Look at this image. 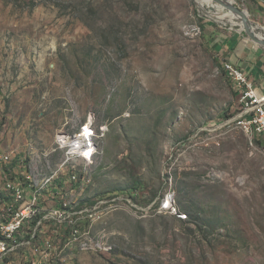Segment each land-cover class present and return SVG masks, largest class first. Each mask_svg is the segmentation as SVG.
Returning <instances> with one entry per match:
<instances>
[{"label":"rangeland","instance_id":"rangeland-1","mask_svg":"<svg viewBox=\"0 0 264 264\" xmlns=\"http://www.w3.org/2000/svg\"><path fill=\"white\" fill-rule=\"evenodd\" d=\"M234 1L264 28L258 0ZM201 13L194 0H0L2 176L28 169L40 198L61 187L50 205L69 197L72 215L51 221L74 237L43 240H95L52 264H264V148L240 124L220 46L191 31L212 22ZM89 114L99 138L71 154L62 142L92 133ZM75 166L90 170L81 185Z\"/></svg>","mask_w":264,"mask_h":264},{"label":"built area","instance_id":"built-area-1","mask_svg":"<svg viewBox=\"0 0 264 264\" xmlns=\"http://www.w3.org/2000/svg\"><path fill=\"white\" fill-rule=\"evenodd\" d=\"M222 65L226 69H228V75L229 77H231V80L238 92V101L242 109L241 115H239L238 117L246 119L249 124H256L258 126V131L261 136V145L264 148V92L259 91L254 86L253 82L247 77L245 72L240 67H237L229 61ZM86 124L92 125V133H84V135L80 138L81 144H83V140L87 139V137L99 138L98 127L95 124L94 117H91V114H89V116L87 117ZM55 138H59V132L56 134ZM97 155H99V153H92L91 151L90 157H97ZM85 158L88 161V157ZM8 159L9 154H2V150L0 149V186H3V165H5L6 160ZM20 164L25 165L23 158H20ZM79 173H87L88 178L90 170L81 169V167L79 166H75L74 168H72L71 172L66 173L71 184L79 183ZM17 176L19 180V186L23 185L24 179L32 177L29 175L28 169H26V173H23V175ZM79 184L81 185L82 183ZM60 192L61 187H59V189H55L53 193L45 194L42 198L38 199V206L40 207V217L36 218V220L32 222V230L33 226L36 223H49L51 218L72 215L62 212V205H64L67 200H70L69 197H66V202H58L57 205H50L48 203L49 198L54 197V194L59 195ZM28 194L29 193H26L25 197H18L16 195L12 200H10V204H4L7 208V214H12V222L10 224H3V222L0 224V254H4L7 252L2 251V241H9V251H15L22 250L23 243L31 240L32 234L27 238H17V235H11L12 224H19V230L23 226V224H21V215H25L27 210H29ZM105 199L107 198L100 199V202L104 201ZM85 207L86 206L82 207L81 212H83ZM177 217L180 219V216ZM82 225L83 224H81L79 227L82 228ZM67 227L70 226H57V228H55L62 230V237H59L60 243L61 240L72 239L74 237L70 234H67ZM43 236H45V232H41L40 234L41 245H43ZM59 242L56 244H60ZM46 263H50V261Z\"/></svg>","mask_w":264,"mask_h":264},{"label":"bare ground","instance_id":"bare-ground-1","mask_svg":"<svg viewBox=\"0 0 264 264\" xmlns=\"http://www.w3.org/2000/svg\"><path fill=\"white\" fill-rule=\"evenodd\" d=\"M222 16L229 17V13H224V15ZM191 28V31L195 36H199L202 33V29L199 24H195ZM224 71L229 77L228 69L224 67ZM240 124H242L244 131L249 136L251 142L252 140H255V138H261L258 131V126L256 124H249L248 121L246 119H243L242 117L240 120ZM81 137L82 136L75 135L71 137L68 142H62V144L70 148L71 154L82 152L85 148V141L83 140V144H81ZM2 154H4V152H2ZM34 187L35 189L32 190L30 197H28L29 210H27L25 215H21V224H23L22 228L19 230V224H12L11 226V235H17V238H27L32 234L31 240L23 243V253L19 257H14V255L19 252V250L9 251V241H2V251L7 252L4 254H0V264H52L55 260H58V258L61 256V252H64L65 249L72 246L74 243L77 244L76 246H78L80 250L94 249L95 240L92 238H89L88 242L85 243L77 241L76 239L71 240L64 243L62 247L61 245L55 247L51 242L47 240H43V245H41L37 234L39 227L44 223H36L33 226V230L32 226L29 225L30 222L35 221L40 213V208L38 207V199H40L41 197L43 185L40 184V182L38 183L37 181H34ZM25 188L26 187L24 186V184L19 186V181L15 180L14 178H8L5 176V178H3V186H0V195L6 197L5 204H10V200H12L16 195L18 197H25ZM62 212L65 213V211ZM52 219H54L57 223L63 224L65 216ZM2 222L3 224H10L12 222V214H7V208L5 207V205L0 215V224ZM49 261L50 263H46Z\"/></svg>","mask_w":264,"mask_h":264},{"label":"crops","instance_id":"crops-1","mask_svg":"<svg viewBox=\"0 0 264 264\" xmlns=\"http://www.w3.org/2000/svg\"><path fill=\"white\" fill-rule=\"evenodd\" d=\"M258 3L264 6V0H258ZM201 24L203 32L210 36L212 41L217 43V47L220 46V52H223L225 61H229L237 67H240L253 82L254 86L259 91L264 92V46L255 44L246 34L240 32H237L238 34H227L228 32H223V26L219 24L203 19H201ZM5 176L7 177L6 174ZM5 176L2 177L5 178ZM30 189V187L25 188L26 193H29L28 197L32 193V189L31 191ZM5 200L6 197L0 195V213L4 209ZM57 226L60 225H57L51 220L49 223H44L39 227L38 239H40L41 232H45L43 239L50 235L62 237V230L55 229ZM21 254L22 250H19L14 257H19Z\"/></svg>","mask_w":264,"mask_h":264},{"label":"water","instance_id":"water-1","mask_svg":"<svg viewBox=\"0 0 264 264\" xmlns=\"http://www.w3.org/2000/svg\"><path fill=\"white\" fill-rule=\"evenodd\" d=\"M194 2L202 9L203 13L200 16L212 20L213 23L240 26L241 31L252 42L264 46L263 26L254 22L250 18L248 11L238 7L234 0H194ZM224 13H229V17L222 16Z\"/></svg>","mask_w":264,"mask_h":264},{"label":"trees","instance_id":"trees-1","mask_svg":"<svg viewBox=\"0 0 264 264\" xmlns=\"http://www.w3.org/2000/svg\"><path fill=\"white\" fill-rule=\"evenodd\" d=\"M200 20H201V19H200ZM201 29H202V24H201ZM260 139H261L260 137H259V138H255L254 141H255L256 143H258L260 146H262V145H261V141H260Z\"/></svg>","mask_w":264,"mask_h":264}]
</instances>
